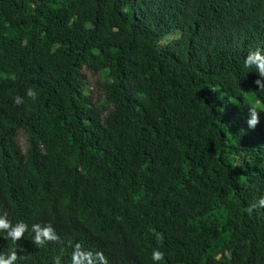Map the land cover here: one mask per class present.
I'll return each mask as SVG.
<instances>
[{"label": "trees", "instance_id": "trees-1", "mask_svg": "<svg viewBox=\"0 0 264 264\" xmlns=\"http://www.w3.org/2000/svg\"><path fill=\"white\" fill-rule=\"evenodd\" d=\"M257 48L264 0H0V214L29 225L0 254L264 264ZM36 223L60 242L34 244Z\"/></svg>", "mask_w": 264, "mask_h": 264}, {"label": "clouds", "instance_id": "clouds-1", "mask_svg": "<svg viewBox=\"0 0 264 264\" xmlns=\"http://www.w3.org/2000/svg\"><path fill=\"white\" fill-rule=\"evenodd\" d=\"M243 67L249 69L254 67L258 73L259 79L254 83L258 85L260 91H264V54L262 50L257 48L255 51H250L243 62ZM27 96L33 100L37 97V92L32 88L27 89ZM16 104L23 103V99L20 96L15 98ZM250 119L247 120V124L250 128H255L260 122V113L264 112V109L258 110L256 106H252L248 109ZM257 207H264V197H262L258 204H252L245 211L251 215L253 209ZM29 230V225L23 220L17 221L15 224L8 218L7 212L0 214V231L6 232L8 239H11L13 243L21 240L24 234ZM31 231L34 233L33 243L43 246L46 242H60V236L57 235L55 229L51 223L41 225L39 223L31 226ZM158 242L163 241V233H155ZM164 252L154 249L152 252L153 261H163ZM19 259L23 257L18 256L15 249H11L10 252L0 254V264H16ZM55 264H60V257H57ZM71 264H108V260L103 252L93 253L90 250H85L80 243L75 244L71 255Z\"/></svg>", "mask_w": 264, "mask_h": 264}, {"label": "rangeland", "instance_id": "rangeland-1", "mask_svg": "<svg viewBox=\"0 0 264 264\" xmlns=\"http://www.w3.org/2000/svg\"><path fill=\"white\" fill-rule=\"evenodd\" d=\"M87 80H88V82H89V84H90V87H89V88H90L91 90H95V87L98 86V84H97L98 82H96V81L94 80V77H92L91 75L88 74V79H87Z\"/></svg>", "mask_w": 264, "mask_h": 264}]
</instances>
